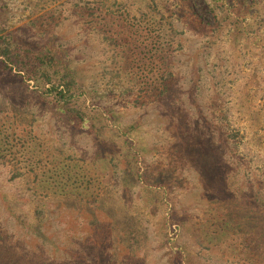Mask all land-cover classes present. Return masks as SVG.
Listing matches in <instances>:
<instances>
[{
	"label": "rangeland",
	"instance_id": "374dc122",
	"mask_svg": "<svg viewBox=\"0 0 264 264\" xmlns=\"http://www.w3.org/2000/svg\"><path fill=\"white\" fill-rule=\"evenodd\" d=\"M87 1L0 0L13 45L62 34L104 127L101 145L70 130L39 102L42 80L0 59V264H264V0H227L246 10L236 33L213 0H189L197 14L122 0L124 17ZM120 31L128 63L111 45ZM162 73L158 99L139 81ZM41 158L66 160L68 190L39 178Z\"/></svg>",
	"mask_w": 264,
	"mask_h": 264
},
{
	"label": "trees",
	"instance_id": "16d2710c",
	"mask_svg": "<svg viewBox=\"0 0 264 264\" xmlns=\"http://www.w3.org/2000/svg\"><path fill=\"white\" fill-rule=\"evenodd\" d=\"M90 1L93 2L87 1L89 2L88 8L91 11H100V14L107 10V12L111 11V13L119 12L121 17H124L125 11L128 9L124 6L122 0H114L112 3H110L109 0ZM186 2H188L189 8L194 10L193 13L197 14L193 4L189 0H186ZM213 4L214 16L218 19L219 25L224 24L219 29H225L229 26L230 28H234L232 33L240 32L242 30L241 26H243V21H241V19L244 17L246 10L243 9L241 4H228L227 0H213ZM113 6H115L116 9H112L111 7ZM91 14L95 15L96 13ZM199 19L202 25L206 27L209 26L201 16H199ZM101 20L102 21L100 22L105 23V18ZM113 20L114 19H112V21ZM155 25L157 24L152 22L150 29H154ZM214 30L216 29L214 28ZM120 32H117L113 35V37H111V45H113V50H118L119 52L121 50L123 62L128 63V60H132L134 55L130 48L127 47L129 36L123 34V32ZM118 33L120 34L118 35ZM105 36L106 38H110L106 34ZM159 36H161V34H159ZM62 37V34L59 33L56 36H53L51 40L45 41L42 46L37 47L39 46V43L38 45H24L21 43H16L13 45V40L8 34H1L0 59H2L3 62L6 61L8 65H17L19 70L30 72V76H33L31 79L38 78L42 80L44 86L39 91V102L42 105L48 104L51 107L52 112L61 122L66 125L67 128L72 131L83 132L96 139V141L100 142L99 144L101 145V140H103L102 129L104 127H102L99 117L93 115L92 112L90 114L86 110L87 107L80 102L81 95L84 96V94H87L88 85L83 81V76H81L79 73L76 61L70 57L69 49L62 41ZM164 37H166V34H164ZM157 42L159 43L157 44L158 47L154 53L155 55L160 52H164L165 49L168 48L163 40L159 39ZM151 66L153 73H158L160 70L162 71L161 64H159L157 61L151 63ZM140 68H142V65ZM153 78L154 79L152 82L148 83L143 82V80L139 81L140 84H145L148 86L146 89L148 95L158 98L164 95L166 91L170 90L171 83L173 81L170 77L163 76L162 73V77L159 76V78ZM94 107L101 109L104 108V105H95ZM103 112L107 111H102V113ZM131 125H135V123ZM132 128L135 127L130 126L126 129V132L128 133ZM29 156L30 153L28 154L27 159H31ZM65 161H56L54 164L56 167L55 169H47L49 167H47L46 163L42 162V158L38 159L35 167L39 168L41 171L39 178L41 176L43 177V180H50L51 176H53L52 178L57 184H63V192L68 190L66 187V184H68V179L65 175L66 171L63 170H65V167L68 168L69 164ZM50 170H55L56 174L50 175ZM261 228L264 229L263 226ZM238 231L241 233L239 236L242 238L243 246H250L251 243H254L255 237L257 235L253 234L251 237H249L247 232L241 227L238 229Z\"/></svg>",
	"mask_w": 264,
	"mask_h": 264
}]
</instances>
